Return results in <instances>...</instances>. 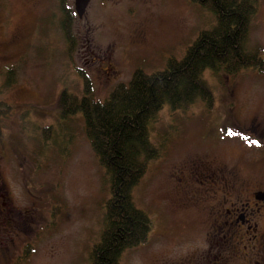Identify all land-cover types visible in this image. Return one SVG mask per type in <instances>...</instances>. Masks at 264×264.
Listing matches in <instances>:
<instances>
[{
  "label": "rangeland",
  "instance_id": "obj_1",
  "mask_svg": "<svg viewBox=\"0 0 264 264\" xmlns=\"http://www.w3.org/2000/svg\"><path fill=\"white\" fill-rule=\"evenodd\" d=\"M250 1L255 9L246 50L264 59V0ZM60 2L0 0V102L10 107L0 119V196L7 192L0 203L8 200L15 214L29 216L18 224L23 231L15 238V264H89L103 227L107 177L81 116L60 120L59 95L82 97L85 76L90 96L103 101L136 71L151 74L171 58L180 60L200 32L215 24L191 0H91L81 18L73 12L74 0H66L73 12L70 45ZM203 77L211 107L197 101L172 111L165 105L149 124L158 153L132 200L151 228L147 241L124 250L118 264H161L182 254L191 242L192 212L200 207L184 189L197 187L194 165L236 161L237 140H217L225 132H264L263 75L245 68L233 75L205 71ZM23 243L29 250L19 260Z\"/></svg>",
  "mask_w": 264,
  "mask_h": 264
},
{
  "label": "trees",
  "instance_id": "obj_2",
  "mask_svg": "<svg viewBox=\"0 0 264 264\" xmlns=\"http://www.w3.org/2000/svg\"><path fill=\"white\" fill-rule=\"evenodd\" d=\"M63 35L70 45L73 12L60 0ZM207 9L214 26L202 31L180 60L169 59L163 70L151 74L136 71L127 85H117L103 101L90 96L87 77L82 97L63 91L57 100L60 120L80 115L86 140L109 184L104 204V223L99 241L91 247L89 264H118L121 253L147 241L151 221L132 200V191L157 156L149 140V124L167 105L172 111L189 108L197 101L213 104L205 71L236 74L253 68L264 76V59L247 51L248 28L254 12L250 0H191ZM10 112L0 102V119ZM50 127L42 136H50ZM2 136L0 126V138ZM29 250V249H28ZM25 251V253L28 252Z\"/></svg>",
  "mask_w": 264,
  "mask_h": 264
},
{
  "label": "flooded vegetation",
  "instance_id": "obj_3",
  "mask_svg": "<svg viewBox=\"0 0 264 264\" xmlns=\"http://www.w3.org/2000/svg\"><path fill=\"white\" fill-rule=\"evenodd\" d=\"M221 138H235L240 156L232 165L207 159L194 165L197 187L184 186L188 200L200 203L188 225L191 242L182 254L161 264H264V132L233 130L217 140ZM10 207L8 200L0 203V264L16 263L15 238L29 218ZM25 246L17 254L19 260Z\"/></svg>",
  "mask_w": 264,
  "mask_h": 264
},
{
  "label": "water",
  "instance_id": "obj_4",
  "mask_svg": "<svg viewBox=\"0 0 264 264\" xmlns=\"http://www.w3.org/2000/svg\"><path fill=\"white\" fill-rule=\"evenodd\" d=\"M90 0H74V10L79 18L82 17Z\"/></svg>",
  "mask_w": 264,
  "mask_h": 264
}]
</instances>
